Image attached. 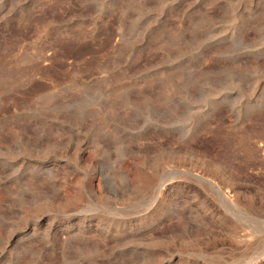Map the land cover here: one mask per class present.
Here are the masks:
<instances>
[{"label": "rangeland", "instance_id": "1", "mask_svg": "<svg viewBox=\"0 0 264 264\" xmlns=\"http://www.w3.org/2000/svg\"><path fill=\"white\" fill-rule=\"evenodd\" d=\"M0 264H264V0H0Z\"/></svg>", "mask_w": 264, "mask_h": 264}]
</instances>
